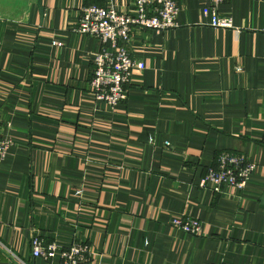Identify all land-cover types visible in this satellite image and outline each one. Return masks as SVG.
Returning a JSON list of instances; mask_svg holds the SVG:
<instances>
[{"label": "crops", "instance_id": "crops-1", "mask_svg": "<svg viewBox=\"0 0 264 264\" xmlns=\"http://www.w3.org/2000/svg\"><path fill=\"white\" fill-rule=\"evenodd\" d=\"M134 1L0 0V135L13 142L0 264H59L75 243L91 247L82 264H264V0L220 3L232 27L211 25L212 0H177L176 27L135 28L145 68L111 107L89 87L98 39L73 29L84 5ZM222 151L257 164L242 188L200 185ZM33 236L55 257H34Z\"/></svg>", "mask_w": 264, "mask_h": 264}, {"label": "built area", "instance_id": "built-area-1", "mask_svg": "<svg viewBox=\"0 0 264 264\" xmlns=\"http://www.w3.org/2000/svg\"><path fill=\"white\" fill-rule=\"evenodd\" d=\"M223 1L225 0H212L210 7L204 10L206 13L210 12L211 25L214 27L233 26L232 18L222 16L218 11V6ZM178 12L177 0H135L133 6L126 11L97 4H87L80 8L73 30L91 35L99 42L89 81L90 90L96 99L103 100L111 107L125 99L133 72L145 68V62L133 56L129 49L133 30L142 28L162 31L174 28L178 25ZM53 43L61 45L58 41ZM12 143L10 138L0 135V162ZM256 167L257 164L242 153L222 151L201 178L200 185L214 192H222L227 186L240 189ZM171 224L193 235L200 234L202 229L201 222L189 216H174ZM31 245L32 255L36 258L49 261L56 255L57 245L54 242L48 243L41 237L33 236ZM11 253L21 264H25ZM90 253L91 247L88 244H72L60 251L59 264H82L88 260Z\"/></svg>", "mask_w": 264, "mask_h": 264}, {"label": "trees", "instance_id": "trees-1", "mask_svg": "<svg viewBox=\"0 0 264 264\" xmlns=\"http://www.w3.org/2000/svg\"><path fill=\"white\" fill-rule=\"evenodd\" d=\"M218 154H219V153H218ZM218 154H217V155H218Z\"/></svg>", "mask_w": 264, "mask_h": 264}]
</instances>
